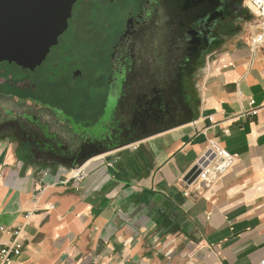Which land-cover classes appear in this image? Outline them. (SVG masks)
<instances>
[{
    "label": "crops",
    "instance_id": "0c3cea01",
    "mask_svg": "<svg viewBox=\"0 0 264 264\" xmlns=\"http://www.w3.org/2000/svg\"><path fill=\"white\" fill-rule=\"evenodd\" d=\"M241 20L201 65L196 106L171 125L75 163L39 161L0 136V244L21 247L11 264H264V54L248 42L253 15ZM79 95L77 111L63 107L78 122L97 116L98 95ZM64 123L52 129L67 136ZM211 139L235 163L188 184Z\"/></svg>",
    "mask_w": 264,
    "mask_h": 264
},
{
    "label": "flooded vegetation",
    "instance_id": "af4514ba",
    "mask_svg": "<svg viewBox=\"0 0 264 264\" xmlns=\"http://www.w3.org/2000/svg\"><path fill=\"white\" fill-rule=\"evenodd\" d=\"M116 6L123 17L113 33L110 21L101 18ZM243 13L241 0H137L130 5L124 0L77 1L63 34L75 20V39L86 36L90 45L86 60L91 63L90 75L72 58L76 44L61 43L63 34L35 69L0 63V98L39 108L38 113L0 112V136L29 149L39 161L75 163L96 149L126 143L140 130L171 125L189 110L184 97L190 75H198L202 62L219 46L221 31L230 27L227 32H234L240 16L248 14ZM82 78L89 84L79 86L80 91L98 95L101 105L94 120L78 122L72 115L67 119L59 114L64 107L53 106L46 98L75 95L79 90L73 84ZM111 102L112 117L98 126V137L85 133L82 127L98 122ZM160 113L165 118L158 122L154 117ZM44 114L59 125L66 119L68 135L54 131ZM76 144L77 149L63 151Z\"/></svg>",
    "mask_w": 264,
    "mask_h": 264
},
{
    "label": "water",
    "instance_id": "95a60500",
    "mask_svg": "<svg viewBox=\"0 0 264 264\" xmlns=\"http://www.w3.org/2000/svg\"><path fill=\"white\" fill-rule=\"evenodd\" d=\"M79 0H0V63L35 69L41 65L60 36L68 29L73 7ZM121 147V145L114 148ZM195 164L185 175L197 180Z\"/></svg>",
    "mask_w": 264,
    "mask_h": 264
},
{
    "label": "rangeland",
    "instance_id": "374dc122",
    "mask_svg": "<svg viewBox=\"0 0 264 264\" xmlns=\"http://www.w3.org/2000/svg\"><path fill=\"white\" fill-rule=\"evenodd\" d=\"M124 1H125V4L130 5V4H133L137 0H130V1L129 0H124ZM246 5H247V1L246 0H241V8H242V11L244 12L243 14L249 13V9H248V7ZM117 7L118 6L113 7L112 10H111V7H110L108 10H106V11H109V12H106L101 18L102 21H106V20L110 21V25L111 26L109 28V31L113 32V33H116L118 31L117 29L119 28L118 27L119 26V21L121 20V17H123L121 11L117 10L118 9ZM241 18L242 17L240 16L239 21L241 20ZM75 23H76L75 20H73L71 22L69 31L67 33L63 34V36H61L60 40H61V43L64 44V45H72V46L75 47V44H76L75 49L73 48L76 52L74 53L75 55L72 58L75 59L76 61H79V63L80 62L83 63L81 65H83V69H84L85 75L89 76L90 75L89 73L91 72V68L92 67H91V63L86 62V60H87L88 52H89L88 51V49H89L88 46H90V45H88L89 43L87 42L86 36L85 37L81 36L79 38L76 37L77 39H75V33H76V31L74 29L75 28ZM229 28L230 27H226L223 31H221L222 32V36H221V39H220L221 42H219L218 45L222 44L223 41L225 40L223 37H224V34L227 32V30ZM87 30H89V26H88V28L86 27L85 31H87ZM81 34H83V32ZM75 40H76V42H75ZM77 52H78V54H77ZM205 61L206 60H204L202 62V65H204ZM195 77H196L195 74H191L190 78H189L190 80H188L189 91L187 92V97L186 98L187 99L190 98L191 103H192V105L188 104L189 108H190V106H196L195 105L196 104V99H197L198 92H199L198 86L194 83ZM87 81H88V79H83L82 78L81 80H78L77 82H75V84H73L79 90L75 94L76 96L75 95H71V94H67L66 96L65 95H61V97H64V98L68 97V102L65 101V103L63 104V101H61L62 98H60V99L59 98H55V99L50 100V103L53 106H64V107L66 106L72 111H77V109L79 107V103H78L77 99L80 96L79 92H81L80 91L81 89H79V86H81L82 88H83V86H87L89 84V82H87ZM64 98H63V100H64ZM112 107H113V103L111 102L107 106V112L100 118V120H98V122L96 121V123H92L90 125L86 124V125H84L82 127V130L85 131V133H88L89 135H96L98 137L99 134H95L96 130L98 129V126L103 121H105L108 118L112 117V114H113V112L111 111ZM99 108H100V106L97 107V109H99ZM12 110H14L15 113H17V112L19 113L20 111L22 112L24 110H28L30 113H38L39 112L38 106L37 105H33V104L29 103V102H18V101H16V99L13 100V99L0 98V112L6 114V112H9V111L11 112ZM194 113H195V111L193 112L192 115H194ZM59 114H62L67 119L71 118V114H70V112H69V110L67 108H62L61 111L59 110ZM44 115H45V117L43 116V119L44 118L46 119L48 117V115H50V114H47V115L44 114ZM96 117L97 116H95L93 118H89L87 120H91L92 121ZM139 117H140V115H139ZM50 118L52 119V121L55 124V125L53 124L52 126H54V128L57 129V125L59 126V124H57V122H55V119H53L51 115H50ZM158 118L159 117H157V115L154 117V119L156 121L160 122V119H158ZM162 127H166V126H159L157 128L153 127L149 131L140 130L138 135H140V134L142 135V134H144L146 132H148V133L150 132L151 133L152 131L157 130V129L162 128ZM43 161H47V160H43ZM48 162H51V161L48 160Z\"/></svg>",
    "mask_w": 264,
    "mask_h": 264
},
{
    "label": "built area",
    "instance_id": "2783aa9c",
    "mask_svg": "<svg viewBox=\"0 0 264 264\" xmlns=\"http://www.w3.org/2000/svg\"><path fill=\"white\" fill-rule=\"evenodd\" d=\"M249 13L256 20V32L252 34L249 44L255 49H261L264 54V0H246ZM254 103V100H251ZM253 113L257 109H252ZM235 163V156L221 145L216 139L209 141V148L197 160L196 165L200 169L197 179L203 183H207L216 176L225 173ZM86 171L79 167L74 174L77 179H82L86 175ZM21 247L17 241H13L10 245L3 246L0 244V264H11L13 258L20 254ZM264 263V262H263Z\"/></svg>",
    "mask_w": 264,
    "mask_h": 264
},
{
    "label": "trees",
    "instance_id": "16d2710c",
    "mask_svg": "<svg viewBox=\"0 0 264 264\" xmlns=\"http://www.w3.org/2000/svg\"><path fill=\"white\" fill-rule=\"evenodd\" d=\"M157 117H159L158 119H162L163 118V114L161 115H158ZM94 151H97V150H94ZM88 155L89 154H87L85 157H83L82 159H81V161H83L84 159H86L87 157H88Z\"/></svg>",
    "mask_w": 264,
    "mask_h": 264
}]
</instances>
